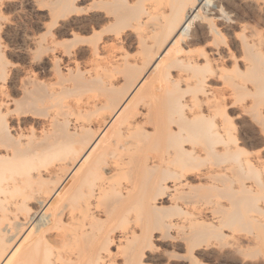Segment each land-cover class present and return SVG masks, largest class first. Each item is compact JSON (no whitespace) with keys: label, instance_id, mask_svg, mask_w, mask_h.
<instances>
[{"label":"bare ground","instance_id":"bare-ground-1","mask_svg":"<svg viewBox=\"0 0 264 264\" xmlns=\"http://www.w3.org/2000/svg\"><path fill=\"white\" fill-rule=\"evenodd\" d=\"M46 2L23 63L0 42V264H228L255 247L223 242L264 230L239 196L263 182L264 0Z\"/></svg>","mask_w":264,"mask_h":264},{"label":"rangeland","instance_id":"rangeland-1","mask_svg":"<svg viewBox=\"0 0 264 264\" xmlns=\"http://www.w3.org/2000/svg\"><path fill=\"white\" fill-rule=\"evenodd\" d=\"M0 0V42L4 48L5 55L11 64L23 63L21 54L27 49V40L35 31L38 20L44 19L38 15L35 6L46 4L47 0ZM245 5V3H241ZM261 25H264V16L260 17ZM261 37L264 41V26L261 28ZM234 112V110H231ZM255 144V143H254ZM254 144H251L253 146ZM262 184H264V172L261 173ZM256 183V192L253 195L240 194L241 200L249 201L259 207H264V186ZM237 184H228L225 188V196L230 192H237ZM234 232L223 242L228 249L238 236H247L255 233L258 236V244L255 247L244 248L242 254L229 257L228 264H264V230H256L251 227H234L229 232Z\"/></svg>","mask_w":264,"mask_h":264}]
</instances>
